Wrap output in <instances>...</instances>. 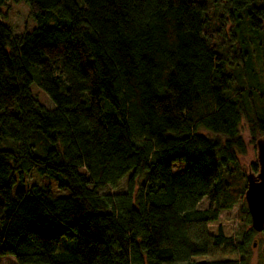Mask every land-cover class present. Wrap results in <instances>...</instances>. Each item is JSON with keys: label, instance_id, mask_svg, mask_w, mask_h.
<instances>
[{"label": "trees", "instance_id": "trees-1", "mask_svg": "<svg viewBox=\"0 0 264 264\" xmlns=\"http://www.w3.org/2000/svg\"><path fill=\"white\" fill-rule=\"evenodd\" d=\"M8 2L39 25L15 34L0 16V257L250 264L258 233L219 214L258 172L239 163L240 128L264 135V0ZM33 171L49 184L25 186Z\"/></svg>", "mask_w": 264, "mask_h": 264}, {"label": "rangeland", "instance_id": "rangeland-1", "mask_svg": "<svg viewBox=\"0 0 264 264\" xmlns=\"http://www.w3.org/2000/svg\"><path fill=\"white\" fill-rule=\"evenodd\" d=\"M0 16L1 20L8 25L12 32L15 34L22 33L24 31L30 32L35 27H37L39 24L32 20L29 15L28 6L25 3H12L8 2L6 6H4L0 10ZM31 93L32 96L36 98V100L43 105L44 107L51 109L53 108L51 101L48 99V97L40 91L34 84L31 86ZM240 135L244 142L247 144L246 149V155L245 157L239 158V163L245 172V175L248 173V167L252 164H256V147L255 145H251L249 135L246 130V126L242 125L240 128ZM177 168H174V172H177ZM229 180L226 181L228 183ZM42 185V184H49L46 180H43L38 176L36 172H31L28 176L25 178V186L29 187L32 185ZM232 182H229V185H231ZM53 192L57 196H66L68 195V192L66 190L64 191H58L56 187L52 184H50ZM125 191V178L122 179L115 188H105L101 190L100 192L102 194H116L121 193ZM244 204L240 201L237 205H235L232 209L228 211L220 212L219 216L220 218H225L229 220H233L234 222V228L237 238L241 236L242 233L247 232L249 229H251L250 224L245 225L243 224L244 217L242 214H240L241 205ZM207 206V201L204 199L200 203V209H205ZM192 231L194 232L195 236L198 235V237L201 239L203 237V231L200 226H193ZM264 239V233H258L255 235L252 239V248H251V260L250 264H259L260 254H261V246L262 241ZM59 249H61L62 252L67 250V247L71 250H69L66 254H71L76 251V243L75 241H67L66 239H61ZM67 246V247H65ZM0 264H16L14 261V258L11 256H5L0 257Z\"/></svg>", "mask_w": 264, "mask_h": 264}, {"label": "water", "instance_id": "water-1", "mask_svg": "<svg viewBox=\"0 0 264 264\" xmlns=\"http://www.w3.org/2000/svg\"><path fill=\"white\" fill-rule=\"evenodd\" d=\"M257 174L248 173L244 200L250 217L251 228L264 232V135L255 143Z\"/></svg>", "mask_w": 264, "mask_h": 264}]
</instances>
